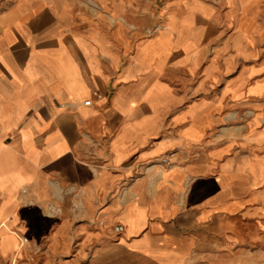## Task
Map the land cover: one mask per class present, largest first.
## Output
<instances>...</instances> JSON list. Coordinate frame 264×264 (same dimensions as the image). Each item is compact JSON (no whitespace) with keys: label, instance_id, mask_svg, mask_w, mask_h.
<instances>
[{"label":"crops","instance_id":"crops-1","mask_svg":"<svg viewBox=\"0 0 264 264\" xmlns=\"http://www.w3.org/2000/svg\"><path fill=\"white\" fill-rule=\"evenodd\" d=\"M225 1L222 14L180 1L165 34L136 39L73 0L0 12V264L21 258L20 237L47 260L78 233L108 264H186L197 245L250 239L264 222V118L239 109L264 95V0L241 13ZM149 45L163 53L143 59ZM237 113L246 124L221 127ZM58 196L87 222L54 218Z\"/></svg>","mask_w":264,"mask_h":264},{"label":"rangeland","instance_id":"rangeland-1","mask_svg":"<svg viewBox=\"0 0 264 264\" xmlns=\"http://www.w3.org/2000/svg\"><path fill=\"white\" fill-rule=\"evenodd\" d=\"M14 0H0V12L8 7ZM76 7L89 20L99 19L102 28H108L109 22L119 28L124 24V28L134 39L146 38L151 35L165 34L170 28V17L163 18L167 13L181 12L179 2L183 0H73ZM198 3L206 4L216 13L222 14L224 11L223 2L225 0H195ZM225 4L232 8L231 12L243 9V0H227ZM183 7V5H182ZM264 11V5L261 6ZM187 9V7H186ZM201 14H205L202 8L197 9ZM165 28V29H163ZM156 39V38H155ZM163 46L160 45L158 51L152 45L140 48L142 58H152L160 56L163 53ZM253 108H261L264 118V95L259 100H253L240 107V112H251ZM238 112L235 108L229 111V114ZM239 113V112H238ZM236 114L234 118L228 120H219L221 127H232L237 124H246L247 115L240 117ZM254 120V119H253ZM250 128L257 125L258 122L248 123ZM262 128L264 120L260 121ZM230 130V129H229ZM262 134V132H260ZM229 135H232L230 133ZM158 163V162H155ZM164 172L165 169L160 170ZM62 190L63 188L60 187ZM117 197V196H116ZM119 197V196H118ZM67 201L66 207L63 208L64 199L58 196L52 203L56 208L54 218L66 220L68 226L75 230L80 224L87 222L83 208H78L77 200ZM80 200V198H78ZM86 220V221H85ZM91 226H98L96 219H90ZM250 239H246L240 244H223L214 239L213 243L206 246L197 245L186 264H264V222L259 227L252 230L247 229ZM75 236V237H74ZM78 233H73L74 239L65 250H58L47 256V260L41 259V248L33 250L28 243L20 247L22 256L17 259L14 255L9 264H108V261H102L103 250L100 249L99 241L89 240L84 242L82 238L77 237ZM16 237H18L16 235ZM105 251V250H104ZM33 253H36L37 259L31 260Z\"/></svg>","mask_w":264,"mask_h":264},{"label":"built area","instance_id":"built-area-1","mask_svg":"<svg viewBox=\"0 0 264 264\" xmlns=\"http://www.w3.org/2000/svg\"><path fill=\"white\" fill-rule=\"evenodd\" d=\"M94 96H97L95 93L93 94ZM89 103H90V101L89 100H85L84 102H82V106H88L89 105ZM160 164H164V165H167L168 163H167V160L166 159H161L160 160ZM21 193H24V191H21ZM114 231L115 232H120L121 231V227L120 226H116L115 228H114ZM27 244V240H26V238H24V237H20L19 238V247H22L23 245H26Z\"/></svg>","mask_w":264,"mask_h":264}]
</instances>
